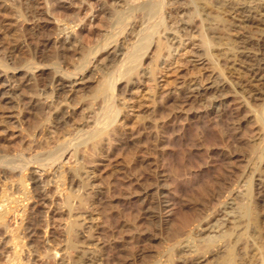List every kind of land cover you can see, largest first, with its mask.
<instances>
[{
  "label": "rangeland",
  "instance_id": "1",
  "mask_svg": "<svg viewBox=\"0 0 264 264\" xmlns=\"http://www.w3.org/2000/svg\"><path fill=\"white\" fill-rule=\"evenodd\" d=\"M87 1L91 4L86 3ZM87 1L81 4L82 22L76 27V31L85 46L104 48L111 41L108 35L116 28V25L113 27V18L110 14L93 20L92 8L96 6L95 3L98 0ZM130 1L139 9L148 0ZM16 2L0 0V7L2 6L0 20L6 16L5 14L10 19L15 18L12 20V24L15 25H13L11 35L19 37L22 42L23 36L29 33L34 19L31 14L23 10L20 11L21 14L25 12L29 21L25 17H19L21 16L19 12L16 15L15 11L5 12L11 7L15 10L14 3ZM174 2L177 0L165 2L163 15L157 20L156 28L160 27L161 20L165 19V24L161 27L160 33L154 36L152 46L142 59L143 69L147 72L153 71L156 74L155 80L149 75L142 77L139 81L142 85L138 87L126 86L124 81L117 82L115 99L117 108L121 109V114L115 126V134L113 133L109 139L105 140L99 149L84 151L85 154L79 160L75 158L74 151L70 148L62 160L63 163L59 162L57 165L58 168L65 165L64 171L67 173L73 167L84 166L86 170H83L82 177L77 179L82 183L73 185L72 188L66 185L68 189L66 186L59 188L57 186L60 184L56 183L58 180L54 177L55 170L41 171L42 168L33 162L29 164L22 176L18 174L16 180L7 182L5 193L3 191L4 182L0 179V201L9 199L10 195L13 198L9 201L20 198L23 187L20 186L19 180L25 178L29 184L30 199L25 201L24 205L28 206L31 211L38 209L35 181L41 177L44 184H47L45 189L50 196L49 202L50 204L51 201L53 202L52 206L50 205L52 208L48 216L43 214L40 226L34 227L31 233L26 229L29 227L28 221L23 224L25 228L23 226L21 229L16 228L21 224V219L17 215L21 211V206L18 207V203L11 204L15 210L11 211V216H7L8 219H5L4 225H0V264H61L62 262L80 264L82 262L79 256L85 252L95 254L101 264H192L196 256H183L181 253L183 247L190 242V245L196 244L201 248L203 245L201 239L207 237L202 230L207 228L210 221L225 206L235 200L237 194H247L248 188L252 189L250 200L247 197L243 198L246 201L236 198L234 203L236 206L240 202L251 203L256 224L253 221L249 233L256 232L255 239L264 238V85L259 86L260 89L258 88L254 95L247 93L242 87L246 84L248 76L242 72V64L239 61L244 55L263 60L264 52L259 48L258 42L263 39L264 35H260L254 23H251L252 26L249 23L245 24L247 25L245 27L234 28V30L227 25V28H222L221 33L219 32L226 38L228 36L232 40H239L238 38L243 36V41H246V38L252 41L245 44V49L240 45L238 50L240 59L236 62H231L227 56H218L217 66L212 64L191 65L182 61L183 63L177 69H165L164 61L168 58L170 52L168 50H171L170 43L166 41L165 36L174 32V29H168L174 24L173 22L191 23L194 30L192 29L190 38H194V41H197L201 33H206L204 26L209 25L208 22L202 23L198 16L189 17L187 11L182 12L183 14L178 13L181 8L190 5V0ZM4 6H6L5 9ZM116 8L122 9L121 7ZM112 9L113 7L109 11L112 12ZM211 11L210 20L220 14V11L214 8ZM12 13L14 17L11 16ZM136 16L142 19L139 13ZM138 19L132 20L131 25L115 35L121 42L131 32H133L132 36H136L128 42L130 43L129 50L124 51L127 55L130 51H134L135 46L144 43L146 37L154 31L155 25L148 26L144 31L142 27H135L133 30L135 24L139 22ZM57 26L62 28L63 22H58ZM55 33L52 32V35ZM11 37H9L10 40H12ZM4 38H0V47L9 41ZM138 38L142 41L135 42ZM189 40L188 38L183 39L184 44ZM12 42L10 46L16 44L10 41ZM159 43L165 48L162 56L157 59ZM223 43H227L226 40ZM50 49L40 54L42 58L47 55L41 61L44 65L51 62L50 56L53 50ZM33 50L32 47H23L19 50L15 54L17 66L36 59L37 54ZM0 53L2 56L1 49ZM178 53V51L173 53V56L181 60L180 53L182 52L179 55ZM107 56L105 51H99L89 58L92 61L88 71L84 74L87 76L86 86L78 89L74 95V101L68 106L73 114L71 123L73 127H68L62 133L69 129L71 132L74 129L71 132L74 137L76 127L81 124L84 127L92 123L93 113L88 106L90 96L106 74L115 71V67H110V71L107 69L109 64ZM78 59L77 52L71 53L67 60L68 66L76 65ZM45 71H47L45 68L40 67L34 72L38 75ZM19 72V70L10 69L8 76L17 78L15 84L20 83V88L22 87L20 93L23 97L30 90L29 87L21 84L18 78ZM192 85L201 86L203 91L209 86L224 85V90L223 94L221 93L222 96L218 94L219 98L206 91L199 100L189 102L185 106L180 99ZM215 97L218 101L214 106H217L219 112L213 106L216 101ZM10 107L11 105H4L0 102V152L3 150L9 152V157L19 155L22 150L28 154L35 144H39V141L41 144H46L45 142L49 139H51V145L54 146L53 138L58 137L59 134H54L49 124L40 125L42 121L39 120V116L28 114L22 103L19 108ZM131 107L132 110H130ZM38 124L40 126L36 129ZM88 127L85 131L90 130ZM39 132L41 134L37 136ZM41 139L43 142L45 139L46 141L43 143ZM162 189L165 190L168 209L159 211V213L156 203ZM3 196H5L4 199ZM70 196L74 201L73 211L66 214L67 206L64 201L65 197ZM76 205H79V208H76ZM16 222L19 224L17 225ZM233 224H227L224 229L231 236L221 240L218 247H214L215 249L212 248L213 250L211 249L207 254V259L203 264H224V258L229 250H232L234 254V264H249L253 238L243 236L246 231L244 223ZM72 227H76L75 231H71ZM15 229L19 231L16 232ZM260 231L262 233L258 235ZM18 234L22 238L20 240L21 246L23 245L22 252L20 249L13 250L14 243H16L13 241V235ZM235 235L237 237H234ZM71 242L75 244L74 248L69 247ZM239 243H241L240 246ZM228 245H230L229 248ZM241 247H243L242 250ZM225 249L228 250L227 254ZM183 260L186 263H183Z\"/></svg>",
  "mask_w": 264,
  "mask_h": 264
},
{
  "label": "bare ground",
  "instance_id": "2",
  "mask_svg": "<svg viewBox=\"0 0 264 264\" xmlns=\"http://www.w3.org/2000/svg\"><path fill=\"white\" fill-rule=\"evenodd\" d=\"M14 1L15 2L17 1L16 3H14L16 7L15 10L14 8L11 7L13 10L9 8L6 9L5 12L7 13V11L8 12L15 11V15H16V13L18 12L19 14H21L20 11L23 10L26 13L28 12L29 15L31 14V17L34 19V22H32V27L29 29V33L23 36L21 42L19 37L11 35V32H13V27H14L13 25H15L12 24V20H14L15 18L10 19L7 17V14H5L6 16H4L2 20H0V38L5 37L9 39V37L13 36L11 37L12 40L9 39L7 43H3V45H1L0 47L2 52V56H0V102L4 103V105H11L10 108H14L15 106L19 108V105L22 103L24 109L27 111L28 114H32V115L34 114L36 117L39 116V120L42 121L41 123H39L40 125L45 126V123L49 124L50 127L54 130V134L56 135L59 134V136L58 137L55 136L53 138L55 141L53 142L54 146L51 145V141H50L51 139H49V141L47 142H45L46 141L45 139L44 142L46 144H41L40 141L38 140L41 146H39V144L38 145L35 144V146L32 149H30V151L29 149L27 150L29 151L28 154L24 153V151L22 150L23 152L21 151L19 155H15L14 157L12 156L9 157L8 154L9 152L5 150H3L4 152L3 151L0 152L1 153L0 179L3 180L4 182L3 191L4 193L6 192L7 182H9L10 180L13 181V179L16 180L18 174L22 176L26 168H28L29 164L32 162L38 164L42 168L41 171L47 172L50 170L52 171L55 170L54 177L58 180V182L56 183H58V185L60 184L57 187L60 188L61 186L70 185V187L72 188L73 185L82 183V182H78L77 179L82 177L81 172L83 170H86L85 167L77 166V165H76L77 167L72 166L73 168H71L70 172L68 171L69 173H67L64 171L65 165H62L59 168L57 165L59 164V162H61V164L63 163L62 160L70 148H72V151H74L75 158L79 160L85 154L84 151H86L87 149L89 150L99 149L102 143H104L105 140L109 139L112 136V134L116 132L115 126H117V122L119 121L118 119L121 114V109L117 108L116 99H115V88L117 82L124 81L126 83V86L138 87L142 85L139 82L142 77H147L149 75L151 79L155 80L156 74L153 71L147 72L146 70L143 69L142 59L148 53L150 47L152 46L154 36L160 33L161 27L163 26V24H165L164 23L165 19L161 20L159 22L160 27L156 28V26L158 25L156 24L157 20L163 15L165 2L166 1L170 2L172 0L170 1L148 0L139 9L130 0H109V1L98 0L95 3L96 6L92 8L93 20L102 18L103 15L110 14L111 18H113L112 19L113 27L116 25L115 26L116 28L114 29L112 27V29L114 30L111 29L112 31L108 35L111 38V41H109L104 48H98V47L92 48L91 46L90 47L85 46L81 40V36L76 31V27H78L82 22V19L80 18V13L82 9L81 4L83 2L85 3V1L87 0H14ZM178 1L179 0H177V2ZM262 2L264 3V0H190L189 2L190 5L187 6L186 8H181L180 12L178 13L181 14L182 12L187 11L189 17L198 16L201 18L202 23L208 22L209 25L204 26L206 33H201L197 41H194L193 40L194 38L193 39L190 38V33H192V29L194 28V26L191 23H188L187 21L173 22L174 24L171 25L168 29L169 30L174 29V32L169 33L170 36L169 35L167 37L165 36L166 41L170 43V48H171V50H168L170 51L168 58L165 59L164 61L165 69H170V68L177 69L181 66L180 64H182L183 62L185 64H191V65L212 64L217 66L216 61L218 56H227L231 62H236L238 59H240L238 55V50L240 49V45L243 46L241 48L245 49L246 48L245 44H247L248 41H250L251 39L246 38V41H243V36H242V38H238L239 40H232L228 36L226 38L224 34L223 35L220 34L221 33L220 31L222 30V28L223 29L227 28V25H229L230 28L234 30V28L239 29L241 27L247 26L245 24L254 23L258 27V29L257 28L256 29L260 32V35H264V5ZM86 3H88L89 5L91 4L90 1H87ZM119 3L122 4L119 5ZM5 7L6 6H4V9ZM111 7H113L112 12L109 11ZM116 7H121L122 9H118ZM213 8L219 10L220 14H217V16H214V18H211L210 20V17L212 16L211 9ZM25 12L24 14H21V16L19 17L21 18L28 17ZM137 13L141 15L142 19L137 18L136 16ZM13 14L14 13H12L11 15L12 17H14ZM224 16H226L227 18H225ZM26 19L27 21H29L28 18ZM59 19H61V21ZM134 19H138L137 21L139 22L135 24L133 30L135 27L137 28L142 27V31H144L148 26L150 27L152 25L155 26H154V31L151 33V35L146 37V41L144 43H141V45L139 46H135L134 51L133 52L130 51L129 55H127L126 52L124 53V51L129 50L128 46L130 45V43L128 42H130L136 36L134 35L132 36L133 32H131L129 36L128 35L125 36L124 40L121 42L120 39L115 35H117V32L120 33L121 30L131 25L130 22ZM108 21H110V19ZM58 22H63L62 28L61 27L59 28L57 26ZM227 22H229V24H227ZM52 32H56L55 35H52ZM187 38L188 40L190 38V40L188 43L184 44L183 39L187 40ZM225 40L227 43H223V41L225 42ZM10 41H14V43L16 44L10 46L11 44H13V42L10 43ZM139 41L142 40L138 38L135 42H139ZM125 44H127L126 47H124ZM258 46L264 52V37L262 40H260V42H258ZM23 47H32L34 49L33 51H35V53L37 54L36 55L37 58L27 61L22 66H17L15 62L16 59L15 54L18 53V51L21 50ZM50 48L53 50L51 56L49 55L51 62L50 64L48 63L44 65L42 64L41 61L45 59L47 55L45 56V58L44 56L42 58V55L40 54L44 53V51ZM164 48L165 47H163L159 43V45L157 46V54H156L157 59H159V57L162 56ZM248 49L250 48L248 47ZM99 51H105L106 54H108V56L106 57V59L109 62L107 69L109 70L110 67L113 68L115 67V71H111L107 73L106 77L99 83V85L95 88V90H93L92 95L90 96V100L88 101L89 103L88 106H90L93 113L92 123L86 124L84 127H82L83 124L76 127L75 128V130H77L75 131L76 134H74V137H72L73 133L71 132H73L74 129H72L71 132H69L70 131L69 129L65 133H62L68 127L69 128L73 127V125H71L73 114L71 113V111H69L68 106L71 104V102L74 101L75 98L74 95L76 94L78 89H81L86 86L87 76H85L84 74H86V72L88 71L89 65L91 64L92 61V59L89 58L93 54L94 55L97 54ZM177 51L179 53L182 52L180 53L181 60H177L173 56V53H176ZM76 52L77 54H79L78 62H76V65L70 67L68 66L67 60L69 59L71 53H76ZM126 56H128L127 59ZM39 59L41 60L38 61ZM129 59L131 60L129 61ZM125 60H128L129 62H126ZM239 61L242 64V68H243L242 72L246 76H248L247 80L245 81L246 84H244L242 88L245 89L247 93L254 95L255 92L258 90V88L260 89L259 86L264 85V58L263 60H261V59L252 58L250 57V55L249 56L244 55L241 57ZM40 67L45 68L47 71L38 75L35 74L34 71L38 70ZM10 69L13 71L19 70L20 72L18 74L19 75L18 78L20 79L21 84L26 87H29L30 91L26 93L23 97H21L22 94L20 93V91H22L21 90L22 87L20 88V83L18 82L19 87H18V83L15 84V82H17V78L8 76V72ZM77 77L80 78L77 79ZM217 85L209 86L205 88L204 91L203 88H201V86L192 85L189 88L188 92L181 97L180 99L181 103L187 106L189 102L199 100L200 97L204 96L203 93L206 91L211 92L213 96L216 95L219 98V96H222L221 93L224 90V85H219V86ZM217 97L214 98V100L216 101L213 103V106L217 104L218 101ZM12 104L15 106H13ZM214 109L217 112H219L217 106H214ZM130 110H132V107ZM35 123L37 124V122ZM39 124L37 126L35 125L36 129L39 128L40 126ZM86 127L90 128V130L85 131ZM37 134H38L37 136H39L41 132ZM37 138L38 137H36V139ZM84 173L85 172H83V174ZM19 181H20L19 182L20 186L23 187V191L21 194L22 196L20 198H15L14 196L16 202L14 200L11 201L13 198L11 197V195H10L11 198L9 197V199H11L10 201L8 198H7L8 200L7 199L5 200L4 199L5 196L2 197L4 200L0 201V225H4L7 216L10 215L11 211L15 210L14 207H11V204L18 203L19 204L18 207L21 206V211L17 215L21 219V224L20 226H16V228L21 229V226H23L24 222L28 221L29 227H27L26 229L29 230V232L31 233L34 227L36 228V226H40V223L42 221V215L46 214L48 216L52 208L51 206L53 202L50 200L51 201L50 204L49 202L50 196L45 189V185L47 184L46 183L44 184V180H42V178L40 177L38 178L37 181H35V184L37 185L36 195L38 198L39 208L38 209L35 208L36 210L31 211L30 208H28V206L24 205L25 201H28L30 199L29 197L30 192L28 188L29 184L25 178H21ZM17 186L14 187L17 188ZM162 190L163 191H161L162 193L160 194V198L157 200L156 203L158 212L159 211L162 212L168 209V204H167L168 202L166 200V194L164 192L165 190L164 189ZM251 190H249L248 188L247 194L242 195L243 193H240L241 196L237 194L236 198H242L243 200V198L245 199L247 197V199L250 200ZM71 194H73V192ZM144 194H146V192H144ZM65 199H66L65 201L64 198L62 199L64 201V204L67 206L66 208L67 211L65 213L70 214L73 211L72 205L74 201L71 196L67 198L65 197ZM234 201L229 203L227 206H225L218 213V215L215 216L213 220L210 221L207 228L202 230V233L207 234V237L201 239L203 244L201 248L196 244L190 245V242H188L183 247V250L181 252L183 256H194V257L196 256V258H194V260L192 261V264H203L206 261L207 254L210 252V250L214 247H218V244L221 242V240L227 239L231 236L229 233H226L224 229L227 227V224L232 225L233 223L234 224L244 223L246 231L243 234V236L247 238L250 237L253 238V248L251 249L250 258L248 257L250 259L249 264H264V238L258 237V235H260L259 233L262 232L260 231L257 233L258 238L256 239H255L256 235H254L256 232L255 233L253 232L254 234L249 233L250 228L253 226L252 225L253 221L255 220L254 210L251 206V203H248V201L247 203H241L238 200L240 204L236 206V203H234ZM64 204L62 203V205ZM76 208H79V205H76ZM15 216L14 218H16ZM17 223L18 222H16V224ZM75 228L76 227H72L71 231H75ZM14 231L17 232L19 230L15 229ZM9 232L11 233V231ZM234 237L237 236L235 235ZM21 239L22 238L19 237V234L16 236L13 235V241L16 242L14 243V247H13L14 251L19 249L21 251V248L23 246V245L21 246L20 244ZM240 244L241 243H239V246ZM236 245L238 244L236 243ZM69 247L74 248L75 244L71 242ZM198 247L200 248L199 250ZM229 247L230 245H228V248ZM242 248L243 247H241V250ZM80 256L79 258L81 259V261L78 259L80 262H82L80 264H101L99 263L100 260L95 254L85 252L83 254L81 253ZM19 260H21L20 256H19ZM183 263L186 262L183 260ZM223 263L234 264V254L232 253V250L228 251V254L224 258ZM61 264L64 263L62 262Z\"/></svg>",
  "mask_w": 264,
  "mask_h": 264
}]
</instances>
